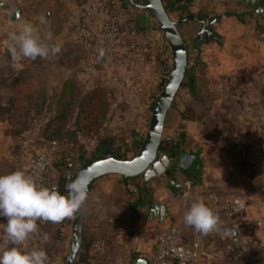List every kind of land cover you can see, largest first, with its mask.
I'll return each mask as SVG.
<instances>
[{"label":"rangeland","instance_id":"obj_1","mask_svg":"<svg viewBox=\"0 0 264 264\" xmlns=\"http://www.w3.org/2000/svg\"><path fill=\"white\" fill-rule=\"evenodd\" d=\"M3 1L8 2L10 9L0 7V174L23 170L28 161L54 139L61 142L64 151L76 166L78 156L83 154L85 158H90L98 145H105L108 148L120 147L127 157L134 154L135 127L130 125L127 114L131 108L136 109V114L140 109L144 117V132L148 130L151 115L148 107L149 97L155 94V85L160 79L159 64L154 70L156 78L150 71L149 65L146 67L143 64V57L147 58V54L144 53L146 50L144 43L141 64H136L133 60V52L127 51L126 54L116 53L114 55L112 69H115L113 71L107 70L103 64L95 65L90 71L87 66L90 64L92 55L97 51L94 45L98 40L91 37L90 42H83L86 39L83 28L72 19L75 17L74 5L85 0ZM112 2L119 8H122L121 4L129 8L119 0H112ZM106 3L110 6L111 1L106 0ZM229 6L227 4L215 13H209L206 10V22L216 18L217 23L212 24L214 32L212 41L199 46V56L201 53L207 54L210 51L215 60H217L215 56L222 57V55L225 60L230 58V53L235 48L231 47L233 46L232 37L219 34L223 26L231 32L235 30L233 25L227 23L222 26L219 21L222 15L234 12ZM17 8L21 11L20 20L13 22L10 17L12 11ZM47 12L50 16L49 20L45 17ZM40 17H44L45 24H39ZM171 17L176 20L175 16ZM145 18L146 16H141L140 21L145 22ZM25 21L37 24L42 35L50 30L53 34V42L61 44V52L47 59L24 60L22 68L14 64L4 41L9 31L19 27ZM177 27L192 56V47L200 24L191 21L181 23ZM237 31L236 29L235 32ZM254 41L255 39L252 40L253 43ZM124 42L130 43L129 45L134 44L133 49L135 47L139 49L142 46L141 40L136 38H127ZM246 44L253 45L250 41ZM199 63L195 67L187 65L195 77V89L190 93L185 87L181 88L175 96L173 105L177 107L170 111L169 119L165 122V133L168 134V130L171 129L177 109L181 110L182 114L196 118H202L204 114L211 113L212 127L202 129L200 137L208 140L207 145L212 146L214 152L223 148L224 155L231 161L235 153L229 145L221 143L222 145L217 147L211 138H207L215 134L214 126L220 114L218 109L221 106L205 104V99L218 98L223 95L233 96L236 90L232 88L219 90L210 88L209 85L206 86L204 84L206 78L202 77L201 70H199V68L202 69L204 63L202 61ZM168 64H171V61ZM147 75H150L148 79H146ZM151 75L154 81H151ZM257 93L259 97H264V88ZM141 96L143 99L141 103H135L134 100ZM230 109L231 106L227 107V111ZM47 121H52L50 131L56 127L71 128V131L75 128L78 134L74 135V132L69 135L59 134V132L49 134L44 128ZM202 150V147H198L195 151L200 156L204 154ZM215 160L214 157L212 162L215 163ZM232 161L238 163L236 158ZM237 165L243 169V166ZM95 184L93 182L91 186L94 187ZM119 187L120 182H117L115 189L108 197L99 196V200L96 201L94 207H91V210H88V201L82 209V244L77 256L80 261H84L87 252H90L91 256L98 254L99 251L93 244L98 226L115 217L113 214H117L123 208L125 197ZM256 188L259 189L260 184L256 183ZM71 220L72 218L61 230L62 233H58L56 226L52 224L43 232L50 237L43 245L48 256V264H54L55 261L60 264L65 263L70 248ZM0 229V237H2V227ZM243 236L245 237L243 245L240 247L227 246L223 253L218 255L219 257L215 256L212 264H264V249H260L255 243L258 237H255L254 233L249 236L243 234ZM0 246L3 247L2 239H0ZM220 247L223 248V245Z\"/></svg>","mask_w":264,"mask_h":264},{"label":"crops","instance_id":"obj_2","mask_svg":"<svg viewBox=\"0 0 264 264\" xmlns=\"http://www.w3.org/2000/svg\"><path fill=\"white\" fill-rule=\"evenodd\" d=\"M231 2L232 4H229ZM96 3V0H85L74 5L75 17L72 19L83 28L84 36L90 35V39L94 37L93 33L100 30L105 18L95 9ZM112 4L117 6L113 2ZM121 5L122 8L118 6L117 8L127 15L130 23L135 14L138 15L139 20L141 16H144L141 10L135 13L130 6H127L129 10L123 4ZM228 6L234 12L222 15L219 21L222 26L228 23L238 31L231 32L223 26L219 34L232 37L233 46L231 47L235 48L230 53V58L225 60L222 55V57L215 56L217 58L215 60L209 51L207 54L198 55V60L204 63L199 70L202 77L206 78L204 81L206 86L219 90L230 88L236 90L233 96L206 98L205 104L221 106L214 126L215 134L207 138H211L217 147L221 146V143L229 145L238 163L232 161L234 158L231 161L227 159L223 148L214 152L213 147L207 145L208 140L201 139L200 131L212 127L211 113L204 114L202 118H196L182 114L181 110L177 109L171 129L168 130V134L165 133V122L169 119L170 111L177 107L172 105L165 118L161 140L164 142V148L170 152L172 148L178 147V149L172 152L175 159L169 164L163 183H160L158 178L149 181H143L140 177L125 180L120 176L107 175L94 180L95 186L89 189L88 210L96 205V201L101 196L108 197L115 189L117 182H120L119 188L125 198L123 208L117 214H113L114 219H108L98 226L93 244L99 252L95 256L87 252L85 264H135L137 259L145 261L159 234L169 226L177 228L178 241L183 245H190L193 242L206 243L208 235H201L183 223V215L193 200L202 201L211 208L220 218L217 231L222 229L225 232L217 237L216 242L205 246V253L198 264H212L215 256L223 253L227 246H234L227 233L233 225L238 227L244 242L243 234L249 236L254 233V236L258 237L255 243L260 249H264V97L257 95V92L264 88V0H230ZM191 9L198 8L192 6ZM233 14H241L244 21H239ZM140 22L145 28H142L140 32L134 29L132 34L124 37V41L127 38L136 37L146 40L144 53L147 54L148 59H144L142 54L143 64L146 67L149 65L155 78L154 70L159 64L160 79L158 81H160L163 65L171 61V53L168 50L164 53L159 52L151 43H147L151 35L149 28H146L147 19L145 18V22ZM253 39H255L254 43ZM248 40L253 45L246 44L249 43ZM83 42L86 43V39ZM141 62L142 59L140 64ZM112 65L105 67L113 71L115 68L112 69ZM187 74L193 76V72L188 68ZM149 76L147 75L146 79ZM151 78V81H154L152 75ZM151 88L154 90L152 84ZM142 100L141 96L134 101L139 104ZM229 106L231 109L227 111ZM127 116L130 119V125L135 127L133 136L136 139L143 138L147 131L144 132V117L141 110L139 109L136 114V109L131 108ZM198 147L203 148L202 153L205 155H197L195 150ZM111 148L117 147L111 146ZM185 153L195 157L183 171L179 167L178 157ZM214 157L215 163L212 162ZM237 164L243 166V169H240ZM195 173V178H188L189 174ZM186 181L191 183L189 189L184 186ZM256 183L260 184L259 189L256 188ZM235 199H239L244 204V208L237 213L229 209L231 202ZM38 224L40 234L43 235L49 225L55 226L56 223L38 222ZM33 243L38 241L28 242L27 247L30 248ZM220 245H223V248ZM54 264L60 263L55 261Z\"/></svg>","mask_w":264,"mask_h":264},{"label":"clouds","instance_id":"obj_3","mask_svg":"<svg viewBox=\"0 0 264 264\" xmlns=\"http://www.w3.org/2000/svg\"><path fill=\"white\" fill-rule=\"evenodd\" d=\"M45 23L40 17L39 24ZM4 43L12 62L21 68L24 60L47 59L61 52V44L53 42L52 32L42 35L31 21L9 31ZM89 183L88 177L80 173L61 192L57 185L39 183L23 170L0 174V264H48L43 245L50 237L40 234L38 222L59 223L80 213L89 200ZM183 223L207 236L218 230L220 218L204 202L193 200L183 215ZM30 241L38 243L29 248Z\"/></svg>","mask_w":264,"mask_h":264},{"label":"water","instance_id":"obj_4","mask_svg":"<svg viewBox=\"0 0 264 264\" xmlns=\"http://www.w3.org/2000/svg\"><path fill=\"white\" fill-rule=\"evenodd\" d=\"M127 2L131 7L146 10L156 22L158 29L161 30L169 46L171 66L166 69V65H163L164 72H167V77L164 84L161 85V90L151 111L148 130L142 138L138 152L126 160L113 157L110 152H107L99 158L83 163L77 169L73 178L77 174L83 173L90 181L88 187L94 180L107 175H116L121 178L140 177L143 181L158 178L159 182L163 183L165 172L169 164L175 159V155L172 152L161 147V139L165 118L187 74V52L184 40L177 28V23L167 13L162 0H142V3H137L135 0H127ZM0 7L6 10L10 9L8 2L3 0H0ZM20 12L19 8L12 11L10 20L13 22L19 21ZM45 17L46 20H49L48 12ZM215 19L213 18L208 23L205 21L200 23V29L196 35L198 41L204 42L210 39L212 36V24ZM194 157V155L183 154L180 158L179 167L184 168L186 165H190ZM187 158L189 159L188 161H186ZM82 226L83 213L81 210L71 220L70 248L64 264H75L82 244ZM227 233L235 247L243 245V238L236 225L231 226ZM135 264H145V261L137 259Z\"/></svg>","mask_w":264,"mask_h":264},{"label":"built area","instance_id":"obj_5","mask_svg":"<svg viewBox=\"0 0 264 264\" xmlns=\"http://www.w3.org/2000/svg\"><path fill=\"white\" fill-rule=\"evenodd\" d=\"M95 9L105 16L100 30L93 33L98 40L95 42L97 51L92 55L88 70H92L95 65L103 64V66H111L112 58L116 53L133 52V60L136 64L140 63L143 50L141 40L139 49L134 44L124 42V37L132 34V23L128 22L127 15L114 4L107 5L106 0H96ZM230 0H194L193 6L199 8L204 6L209 13H215L228 4ZM146 16V26L149 28L151 35L147 43H151L155 50L164 53L166 50L170 52L169 46L164 39L161 30L158 29L156 22L146 10H141ZM100 47V48H99ZM158 96V95H157ZM62 158L65 171L59 175V168L56 166V158ZM26 173L34 175L39 183L45 185L55 184L61 192L65 191V185L76 174L77 167L74 161L64 151L61 142L57 139L48 142L44 148L32 159L28 161L23 169ZM184 186L189 189L191 183L186 181ZM244 208V204L235 199L231 202L229 209L231 212L237 213ZM154 229V228H151ZM224 230L215 231L208 235V241L205 243L193 242L190 245H183L178 241V231L175 226L165 228L154 242L151 253L145 259V264H198L205 253V246L216 242L217 237L223 235Z\"/></svg>","mask_w":264,"mask_h":264},{"label":"trees","instance_id":"obj_6","mask_svg":"<svg viewBox=\"0 0 264 264\" xmlns=\"http://www.w3.org/2000/svg\"><path fill=\"white\" fill-rule=\"evenodd\" d=\"M111 3H112V0H110ZM137 3H142V0H135ZM193 1L194 0H162L163 2V5L167 11V13L169 14V16H175L176 17V20H174L176 23H177V26L181 23H187V22H196L198 24H200L201 22L205 21L206 22V17H207V11H206V8H204L203 6H200L196 11H193L191 8L193 6ZM119 2L121 3H124L126 4L127 6H130L127 2V0H119ZM131 7V6H130ZM132 9H134L135 13L139 11L138 8L136 7H131ZM137 14L134 15V18L132 19V28L135 29L136 31L140 32L142 30V28H145L144 26H141V22L138 18V15L136 16ZM237 19H239V21L243 22V16L241 14H233ZM172 19V17H171ZM173 20V19H172ZM212 20V19H211ZM148 29V27H146ZM178 28V27H177ZM214 36V32L212 30V36L210 37V39L208 40H205L204 42H201L200 40L198 41L197 40V37L195 38L194 40V44H193V52H192V56H190V51L188 50V47L185 45L186 47V52H187V65H191V66H195L197 64H200L199 60H198V51H199V46L202 45V44H207V43H210L212 41V38ZM88 38V39H87ZM89 35L86 36V41L90 42L89 41ZM94 44V43H93ZM185 44V42H184ZM197 56V57H196ZM192 57V58H191ZM171 66V64H166V69H169ZM166 77H167V72H164V68H163V74H162V79L156 83L155 85V88H156V95H153V97H149V103H148V107H149V112L151 113L153 107H154V104L156 102V98H157V95L159 94L160 90H161V85L164 84L165 80H166ZM195 77L190 75V74H186L183 82L181 83L180 85V88L178 90V92L180 91L181 88H186L187 92H193L194 89H195ZM177 92V94H178ZM176 94V95H177ZM89 119V118H88ZM52 121H47L45 124H44V128H45V132H49V134H52V133H58L59 134H65V135H69L70 133H73L74 132V135H77L78 133V130L74 128V131H71V128H60V127H56L54 128L53 131H50L52 129ZM134 154H132L130 157L134 156L140 146H141V143H142V138L140 139H134ZM163 141L161 140V147L164 148V145H163ZM176 149H178V147L176 148H172L171 151L172 152H175ZM107 152H110L111 155L113 157H119L123 160H126V159H129L130 157H127L125 151L123 152L120 147L119 148H111V147H105L103 145H98L96 148H95V152L92 154L93 156H91L90 158H85L83 154H81L80 156H78L77 158V163L78 165L76 166L77 169L85 162L87 161H90V160H93V159H96V158H99L103 155H105ZM127 152V151H126ZM183 156V154H181L179 157H178V162H180V158ZM56 166L59 168V175H62L63 172L65 171V166H64V163L62 161V158L60 157H57L56 158V162H55ZM188 166L186 165L184 168H181L184 170H186ZM196 170V169H194ZM195 172V171H194ZM191 177H196V173L193 175L189 174V179ZM125 180H134L136 179V177L134 178H123ZM94 182V181H93ZM92 182V183H93ZM92 183L90 184V186L92 185ZM90 188V187H89ZM70 218H66L64 219L63 221L59 222V223H56L55 226H56V231L58 233H62L61 232V228L63 226L66 225V223L68 222ZM85 260L86 258L84 259V261H80L79 259H77L75 261V264H85Z\"/></svg>","mask_w":264,"mask_h":264},{"label":"flooded vegetation","instance_id":"obj_7","mask_svg":"<svg viewBox=\"0 0 264 264\" xmlns=\"http://www.w3.org/2000/svg\"><path fill=\"white\" fill-rule=\"evenodd\" d=\"M189 159L187 158V160L186 161H188Z\"/></svg>","mask_w":264,"mask_h":264}]
</instances>
